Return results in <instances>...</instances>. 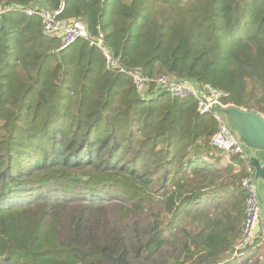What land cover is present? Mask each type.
<instances>
[{
    "label": "trees",
    "instance_id": "16d2710c",
    "mask_svg": "<svg viewBox=\"0 0 264 264\" xmlns=\"http://www.w3.org/2000/svg\"><path fill=\"white\" fill-rule=\"evenodd\" d=\"M62 5L127 70L264 116V0H0L17 10L0 32V264H262L260 239L237 262L249 172L212 146L213 114L139 93L18 12Z\"/></svg>",
    "mask_w": 264,
    "mask_h": 264
},
{
    "label": "built area",
    "instance_id": "2783aa9c",
    "mask_svg": "<svg viewBox=\"0 0 264 264\" xmlns=\"http://www.w3.org/2000/svg\"><path fill=\"white\" fill-rule=\"evenodd\" d=\"M64 10V5L60 7V10L52 12L44 9L31 8L18 10L21 14L26 16H37L42 20L43 34L48 37H56L60 40V51L67 49L80 39L89 42L90 46L96 47L103 55L105 60V66L109 71L122 73L127 75L134 83L139 93L148 95L151 92V88L155 87L156 90H162L170 93L173 97L180 99L194 98L199 102V110L201 114H213L214 119L217 122V131L212 138L211 144L217 150L219 149L227 156L240 157L245 161L249 175L245 177L241 184L243 190L248 195V211L247 221L245 222L244 237L240 245V253H237V258L246 255L245 250L248 247L254 245L257 239H260L259 247H264V222L261 212L260 203L258 202L257 192L255 184H253L254 170L249 164V156L244 148L232 135L228 127H226L224 120L220 114H215L211 111L210 106L221 105L225 107L222 101L228 96V94L220 89L212 88L209 85L202 86L203 93L205 96L212 100L211 104H206L199 96L198 90L192 85L185 83L184 81H171L165 77L153 79L147 75H144L141 71H129L124 68L121 63L116 59L113 52H111L106 45L104 33L98 30V36L92 38L89 28L82 22H74L69 20H63L61 14ZM10 11H17L11 8L0 9V32L2 29V20L6 13ZM262 225V231L256 240L253 239L254 229L258 224Z\"/></svg>",
    "mask_w": 264,
    "mask_h": 264
},
{
    "label": "water",
    "instance_id": "95a60500",
    "mask_svg": "<svg viewBox=\"0 0 264 264\" xmlns=\"http://www.w3.org/2000/svg\"><path fill=\"white\" fill-rule=\"evenodd\" d=\"M184 82L197 89L199 96L206 104L212 103V100L204 95L202 86L198 82L191 80ZM210 108L213 113L222 116L226 127L239 144L244 146L249 156V164L254 170L253 184L256 187L264 222V116L258 112H249L234 106L223 107L215 104ZM261 231L262 225L259 223L254 229V240L258 238Z\"/></svg>",
    "mask_w": 264,
    "mask_h": 264
},
{
    "label": "rangeland",
    "instance_id": "374dc122",
    "mask_svg": "<svg viewBox=\"0 0 264 264\" xmlns=\"http://www.w3.org/2000/svg\"><path fill=\"white\" fill-rule=\"evenodd\" d=\"M248 255V254H247ZM260 257L258 258V260L259 261H261L262 263L264 262L263 260H264V247L263 248H261V250H260ZM246 257V255H244L243 257H241L240 259H239V261L238 262H240V260H242L243 258H245Z\"/></svg>",
    "mask_w": 264,
    "mask_h": 264
},
{
    "label": "crops",
    "instance_id": "0c3cea01",
    "mask_svg": "<svg viewBox=\"0 0 264 264\" xmlns=\"http://www.w3.org/2000/svg\"><path fill=\"white\" fill-rule=\"evenodd\" d=\"M238 262V261H237Z\"/></svg>",
    "mask_w": 264,
    "mask_h": 264
}]
</instances>
